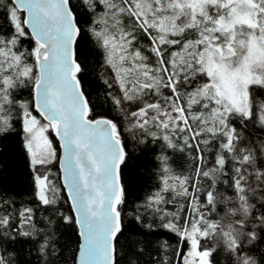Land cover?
Masks as SVG:
<instances>
[{"label": "snow or ice", "instance_id": "obj_1", "mask_svg": "<svg viewBox=\"0 0 264 264\" xmlns=\"http://www.w3.org/2000/svg\"><path fill=\"white\" fill-rule=\"evenodd\" d=\"M81 3L89 13L87 27L71 0H0L7 25L0 24V137L15 130L14 119L21 122L37 199L78 228L77 264H118L117 238L127 202L122 173L135 160L125 131L138 144L159 141L180 152L195 148V177L176 174L167 155L157 157L159 186L139 206L159 218V227L189 243L182 264H213L216 244L239 255L244 244L264 240V213H254L251 202L257 193L264 201V165L255 167V151L241 144L232 122L239 117L242 124L255 111L264 125V102H254L250 91L264 88V0ZM26 39L32 41L30 49ZM93 57L118 85L119 95L111 99L124 112L119 118L128 122L124 127L116 119L91 116L80 75ZM29 86L37 115L15 95ZM125 102L136 107L126 111ZM50 132L62 149V183L72 215L56 207L60 189L39 171L57 159ZM213 142L215 158L205 168L204 153ZM258 151L264 152V145ZM218 174L228 177L232 196L216 192ZM201 178L212 182L203 192L204 203ZM181 198L188 209L183 217L184 205L168 210ZM218 204L224 205V215L209 219ZM11 209L7 200L0 201V237L13 230ZM17 216L16 235L32 239L34 210L24 208ZM133 219L141 223L146 217L136 212ZM254 223L261 225L259 233L251 228ZM38 251H50L47 238ZM0 264H9L4 255ZM239 264L255 261L242 256Z\"/></svg>", "mask_w": 264, "mask_h": 264}, {"label": "trees", "instance_id": "obj_2", "mask_svg": "<svg viewBox=\"0 0 264 264\" xmlns=\"http://www.w3.org/2000/svg\"><path fill=\"white\" fill-rule=\"evenodd\" d=\"M72 7L79 22L87 27L89 13L81 0H73ZM0 13H2V10H0ZM0 24H4L7 28L2 14H0ZM141 39L144 45L149 43L147 38L141 37ZM23 44L29 49L32 47L30 39L24 40ZM80 79L88 96L93 116H107L116 119L121 127L126 126L128 122L119 119L124 115V112L115 106L111 99L112 96L119 95L118 85L112 82V73L98 62L97 57H93L91 66L80 75ZM105 80L109 81L111 87L104 82ZM250 91L254 102H264V88L255 86ZM15 95L17 99L28 101L33 114L37 115L33 106V95L30 86L20 89ZM135 107V103H124L126 111H130ZM239 121V117L232 120L233 123L237 124L238 131L241 133V144L253 148L256 155L255 167L260 168L264 165V152L258 151V149L264 145V125H261L257 119L255 111L251 119L243 121L242 124ZM13 124L15 130L4 137H0V201L7 200L12 205V225L10 227L13 228L12 231H7L0 237V255H4L9 264H75L76 247L79 241L77 226L64 223L63 219L56 215L52 208L42 205L37 199L33 172L29 168L28 157L23 148L22 125L18 119H14ZM49 136L53 140L55 148H57L59 145L54 134L50 132ZM123 138L128 150L135 154V160L131 170H125L122 173L127 202L122 215L123 231L117 238V246L119 247L118 264H176L175 262L182 264L181 258L190 250L189 243L181 241L176 233L159 227V218L145 213L139 206L159 186L160 167L157 157L161 154L167 155L170 167L176 174L195 177L197 167L195 148L180 152L166 148L159 141L138 144L131 138V134L126 131L123 133ZM177 143L181 142L177 141ZM214 145L215 142H213V145L208 146L211 149L210 151L205 150L203 165L205 168L213 164L216 151ZM39 171L48 174L49 180L54 182L60 189V200L56 207L63 211L65 215H72L71 205L62 186L56 164L52 163L48 167L40 168ZM228 175H231V173L228 172ZM211 183L207 178L199 180L201 203L205 202L203 192L209 190ZM215 189L216 192L223 195H233L231 182L228 181L227 176L217 175ZM251 202L254 204V213H264V208L260 207L264 201L258 198V193L251 197ZM181 205H184V210L180 212L181 217H183L187 210V200L184 198L177 200L174 205H168V210L176 211L180 209ZM24 208L34 210V236L32 239L16 235L14 230V226L19 220L17 212L22 211ZM136 212H139L146 219L141 223H137L133 219ZM2 214L0 212V215ZM223 215L224 205L218 204L215 211L209 213V219H218ZM180 223H183V219L180 220ZM145 224H151L152 228L146 227ZM251 228L259 233L261 225L254 223ZM260 235L264 236V233H260ZM43 238L49 240V252L41 253L38 251ZM204 243L206 246L209 245V242ZM242 256L250 257L251 260L255 261V264H264V240L257 239L244 244L239 255L227 250L223 244H216V251L211 259L213 264H239Z\"/></svg>", "mask_w": 264, "mask_h": 264}, {"label": "bare ground", "instance_id": "obj_3", "mask_svg": "<svg viewBox=\"0 0 264 264\" xmlns=\"http://www.w3.org/2000/svg\"><path fill=\"white\" fill-rule=\"evenodd\" d=\"M71 6H73V0H71ZM73 8V7H72ZM73 11H74V9H73ZM74 13L76 14V12L74 11ZM109 78V77H108ZM85 92V91H84ZM87 95V94H86ZM88 97V96H87ZM89 100V99H88ZM33 106H34V101H33ZM93 114V113H92ZM94 117V116H93ZM96 117H98V116H96ZM100 117V116H99ZM104 117H107V116H104ZM112 119V118H111ZM56 150H57V159L56 160H54V162H53V164H56V166H57V168H58V172L60 171V169H59V158H60V146H57V148H56ZM46 167H48V166H46ZM188 210V209H187ZM186 210V211H187ZM189 214H191L190 213V211H189ZM79 244H80V240L78 241V245H77V247H76V253L78 252V250H79ZM117 246V245H116ZM117 251L119 252V247L117 246ZM117 259H118V257H117ZM176 264H177V262H175Z\"/></svg>", "mask_w": 264, "mask_h": 264}, {"label": "water", "instance_id": "obj_4", "mask_svg": "<svg viewBox=\"0 0 264 264\" xmlns=\"http://www.w3.org/2000/svg\"><path fill=\"white\" fill-rule=\"evenodd\" d=\"M81 87H82V83H81ZM83 88V87H82ZM84 90V89H83ZM85 96L87 97V95H86V93H85ZM88 98V97H87ZM89 107L91 108V106H90V103H89ZM91 116L93 117V114L91 113ZM108 118V117H107ZM57 139V138H56ZM57 141H58V143L60 144V142H59V140L57 139ZM62 158H63V153H62V149L60 148V158H59V169H60V161L62 160ZM60 178H61V182H62V172H61V169H60ZM62 185H63V183H62ZM66 191V190H65ZM67 194V193H66ZM78 229V228H77ZM78 234H79V232H78ZM79 240H80V243H82V240H81V238H80V236H79ZM80 245V244H79ZM78 252H79V250H78ZM78 252L76 253V260H75V264H77V256H78Z\"/></svg>", "mask_w": 264, "mask_h": 264}, {"label": "rangeland", "instance_id": "obj_5", "mask_svg": "<svg viewBox=\"0 0 264 264\" xmlns=\"http://www.w3.org/2000/svg\"><path fill=\"white\" fill-rule=\"evenodd\" d=\"M53 146L55 147V145H54V142H53ZM54 162V161H53ZM51 165V164H50ZM50 165H48V166H50ZM47 172H49V170H47ZM56 178V177H55Z\"/></svg>", "mask_w": 264, "mask_h": 264}]
</instances>
